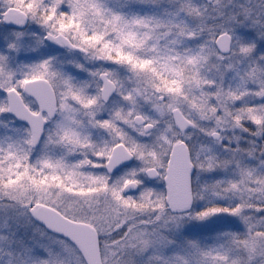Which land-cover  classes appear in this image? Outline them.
<instances>
[{
  "label": "snow or ice",
  "instance_id": "snow-or-ice-1",
  "mask_svg": "<svg viewBox=\"0 0 264 264\" xmlns=\"http://www.w3.org/2000/svg\"><path fill=\"white\" fill-rule=\"evenodd\" d=\"M0 264H264V0H0Z\"/></svg>",
  "mask_w": 264,
  "mask_h": 264
}]
</instances>
